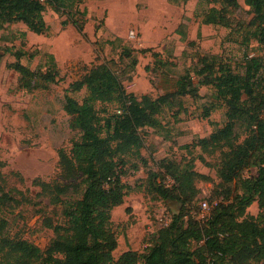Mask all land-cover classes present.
<instances>
[{"label":"rangeland","instance_id":"obj_1","mask_svg":"<svg viewBox=\"0 0 264 264\" xmlns=\"http://www.w3.org/2000/svg\"><path fill=\"white\" fill-rule=\"evenodd\" d=\"M234 2L77 0L65 8L46 4L43 17L48 28L43 33L20 21L0 22V197L6 194L0 198V224L5 238L26 240L45 250L56 235L55 226L64 230L67 225L64 212L81 197L84 186L80 177L68 178L59 162V151L70 156L73 143L80 139L70 125L72 116L64 110L65 96L81 102L86 89L72 91L69 84L101 64L116 72L126 91L138 97L172 94L183 76L192 79L195 89L192 95H170L157 115V127L139 130L143 140L139 154L123 157L120 175L127 193L110 219L116 237L114 259L128 250L144 252L179 208L150 186L152 173L156 182L173 184L162 161L192 163L204 176L193 180L197 193L190 214L195 219L203 220L225 198L218 174L221 151L203 150L196 142L226 123V106L216 98L213 86L199 83L196 72L212 62L242 73L247 58L264 56V46L249 25L251 7L244 0ZM221 6L228 10L229 27L202 22L210 8ZM17 62L34 72L29 88L21 86L13 67ZM45 72H52L55 80L44 81L40 74ZM95 108L104 118L119 112L112 103L96 102ZM245 136L244 128L237 126L235 142ZM242 175L253 177L256 168L251 166ZM42 183L51 184L53 191L43 190ZM203 202L207 208L201 207ZM259 211L253 202L245 215L256 217ZM0 264L23 263L6 259L0 251Z\"/></svg>","mask_w":264,"mask_h":264},{"label":"trees","instance_id":"obj_2","mask_svg":"<svg viewBox=\"0 0 264 264\" xmlns=\"http://www.w3.org/2000/svg\"><path fill=\"white\" fill-rule=\"evenodd\" d=\"M76 1L0 0V22L20 21L29 30L43 33L48 28L43 17L46 4L65 8ZM244 2L254 13L249 23L252 35L264 46V0ZM210 9L203 15V23L231 25L225 6ZM244 63L242 73L232 72L227 65L215 67L212 62L202 64L196 72L199 83L214 87L216 98L226 106L227 118L222 127L196 142L203 150L219 149L222 153L218 174L225 198L217 201L203 220L195 219L190 209L197 193L193 180L204 176L194 171L192 163L162 161L173 184L167 187L156 182V173H152L150 186L162 200L175 202L179 208L152 236L144 252L128 250L114 259L116 237L110 219L112 209L122 204L127 193L120 175L123 157L139 154L143 147L139 130L157 127V115L169 103L170 95H192L195 89L192 79L183 76L172 94L138 97L126 91L116 72L101 64L69 84L72 91L86 89L81 102L65 96L64 110L72 116L70 125L79 131L80 139L73 143L70 156L59 151V162L68 178L80 177L84 186L81 197L64 212L67 225L64 230L55 226V237L41 250L26 240L5 238L0 224L4 257L23 264H135L139 260L143 264H264V56L247 58ZM13 67L20 74L21 86H32L29 77L34 72L18 62ZM40 77L55 80L52 72ZM96 102L115 104L119 112L101 117ZM208 115L209 111L205 112L204 116ZM237 126H242L246 135L238 143ZM251 166L256 175L244 177L242 172ZM41 186L53 191L49 183ZM253 202L260 211L256 217H246V208Z\"/></svg>","mask_w":264,"mask_h":264},{"label":"built area","instance_id":"obj_3","mask_svg":"<svg viewBox=\"0 0 264 264\" xmlns=\"http://www.w3.org/2000/svg\"><path fill=\"white\" fill-rule=\"evenodd\" d=\"M41 1H43V0H41ZM201 207H203V208H207L208 206H207V203L206 202H203L202 204H201ZM209 211V210H208ZM193 216V215H192Z\"/></svg>","mask_w":264,"mask_h":264}]
</instances>
